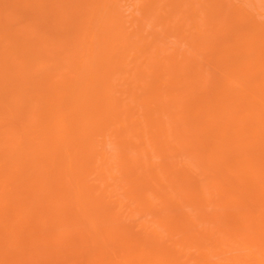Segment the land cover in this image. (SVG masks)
Returning <instances> with one entry per match:
<instances>
[{
  "label": "bare ground",
  "instance_id": "obj_1",
  "mask_svg": "<svg viewBox=\"0 0 264 264\" xmlns=\"http://www.w3.org/2000/svg\"><path fill=\"white\" fill-rule=\"evenodd\" d=\"M0 264H264V0H0Z\"/></svg>",
  "mask_w": 264,
  "mask_h": 264
}]
</instances>
